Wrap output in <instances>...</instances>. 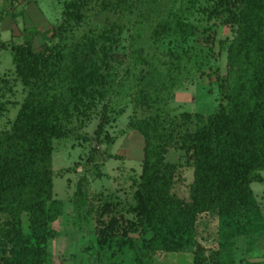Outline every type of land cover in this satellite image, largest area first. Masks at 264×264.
Listing matches in <instances>:
<instances>
[{
  "label": "trees",
  "instance_id": "16d2710c",
  "mask_svg": "<svg viewBox=\"0 0 264 264\" xmlns=\"http://www.w3.org/2000/svg\"><path fill=\"white\" fill-rule=\"evenodd\" d=\"M197 1L169 9L149 30L160 55L146 59L131 95L132 106L144 114L128 120L142 137L141 171L123 211L107 201L96 209L92 238L81 249L94 263L120 255V264L128 255L132 264H145L155 252L191 246V264H233L235 238L264 227L250 188L263 180L264 170V0H231L226 103L208 115H171L167 102L198 63L187 46L197 28ZM209 1L210 9L202 10L207 18L222 0ZM138 2L67 0L55 28L23 27L22 40L9 44L13 73L26 94L10 128L0 130V264H52L47 247L59 232L51 224L63 212L52 193V140L67 136L106 96L109 60L121 47L119 20L133 14ZM93 10L106 19L67 42L73 28L89 25ZM34 36L44 40L38 48ZM51 38L57 40L48 43ZM168 148L191 159L185 199L172 191L173 166L164 163ZM73 196L72 209L80 213L86 199L79 190ZM207 216L215 219L217 237L215 249L202 256L199 234L207 232L198 221Z\"/></svg>",
  "mask_w": 264,
  "mask_h": 264
},
{
  "label": "rangeland",
  "instance_id": "374dc122",
  "mask_svg": "<svg viewBox=\"0 0 264 264\" xmlns=\"http://www.w3.org/2000/svg\"><path fill=\"white\" fill-rule=\"evenodd\" d=\"M66 1L0 0V130L10 128L26 94V89L13 73L9 44L22 40L23 27L35 26L39 31L55 28L61 20V9ZM137 5L133 14L119 20L122 23L121 47L109 60L106 96L90 111L88 118L73 124L67 136L52 140V193L63 202L62 214L51 224L59 232L47 247L52 264H119L120 255L112 261L102 256L94 263L91 255H86L81 249L92 238L96 209L103 202L116 203V209L121 211L132 203V193L141 171L143 142L140 134L128 126V120L144 112L132 106L131 95L139 72L146 66V59L149 61L155 58L154 54L160 55L149 41V30L169 9L183 6L184 0H139ZM197 5L198 10L193 15L197 28L188 39L187 46L196 55L198 63L192 65L189 79L181 81L180 88L174 89L167 102L171 115L183 112L208 115L226 103L224 95L230 87L226 55L228 43L233 38L234 24L230 23L228 9L234 6L231 0H222L216 14L207 18L202 10H209L212 2L198 0ZM89 13V25L73 28L72 33H67V42H72L88 27L106 19L105 14L96 10ZM111 18L115 19V16ZM31 39L34 48L44 41L39 36ZM56 40L51 38L47 42ZM164 163L173 166L172 191L185 199L192 178V162L188 153L168 148ZM260 174L263 180L252 181L250 188L263 212L264 170ZM76 190L81 191L87 203L80 213L74 212L71 205ZM204 226L207 233L199 235L205 247L202 256H207L215 249L213 239L217 237V224L214 217L199 219L198 229ZM232 247L233 264L251 263L250 258L254 254L257 256V259L253 258L258 262L256 264H264V227L254 231L250 237L235 238ZM191 257L192 247L187 246L181 252H155L145 264H191ZM122 258L124 261L120 264H132L130 256L123 255Z\"/></svg>",
  "mask_w": 264,
  "mask_h": 264
},
{
  "label": "crops",
  "instance_id": "0c3cea01",
  "mask_svg": "<svg viewBox=\"0 0 264 264\" xmlns=\"http://www.w3.org/2000/svg\"><path fill=\"white\" fill-rule=\"evenodd\" d=\"M9 18H11L10 16H9ZM11 20V19H10ZM261 175V174H260ZM262 177V176H261ZM261 210V209H260ZM262 212V211H261ZM263 213V221H264V211L262 212ZM253 258H255V259H257V256L254 254V255H252L251 256V258L250 259H252L251 260V263H256L257 261H255V259L253 260ZM258 263V262H257Z\"/></svg>",
  "mask_w": 264,
  "mask_h": 264
}]
</instances>
